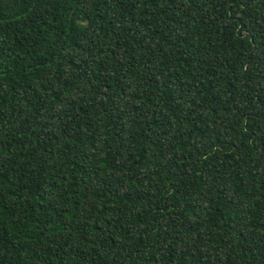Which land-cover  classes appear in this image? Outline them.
Wrapping results in <instances>:
<instances>
[{"label": "trees", "instance_id": "16d2710c", "mask_svg": "<svg viewBox=\"0 0 264 264\" xmlns=\"http://www.w3.org/2000/svg\"><path fill=\"white\" fill-rule=\"evenodd\" d=\"M0 264H264V0H0Z\"/></svg>", "mask_w": 264, "mask_h": 264}]
</instances>
